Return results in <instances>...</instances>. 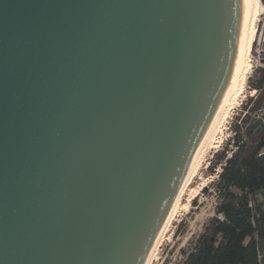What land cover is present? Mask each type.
Instances as JSON below:
<instances>
[{"label":"water","instance_id":"obj_1","mask_svg":"<svg viewBox=\"0 0 264 264\" xmlns=\"http://www.w3.org/2000/svg\"><path fill=\"white\" fill-rule=\"evenodd\" d=\"M240 17L241 0H0V264L145 263Z\"/></svg>","mask_w":264,"mask_h":264},{"label":"trees","instance_id":"obj_2","mask_svg":"<svg viewBox=\"0 0 264 264\" xmlns=\"http://www.w3.org/2000/svg\"><path fill=\"white\" fill-rule=\"evenodd\" d=\"M216 161L218 205L182 264H264V70ZM228 152H230L229 156Z\"/></svg>","mask_w":264,"mask_h":264},{"label":"rangeland","instance_id":"obj_3","mask_svg":"<svg viewBox=\"0 0 264 264\" xmlns=\"http://www.w3.org/2000/svg\"><path fill=\"white\" fill-rule=\"evenodd\" d=\"M259 1V0H258ZM260 3V2H259ZM264 22V13L259 11L258 2H253L250 29L246 49V66L240 84V96L231 101L225 116L212 133L210 143L199 160L195 174L180 193L174 209L163 229L147 264H182L187 254L193 250L196 241L209 221L215 217L218 198L214 185L218 180L220 167L216 166L218 156L229 145L233 136L235 119L242 115L243 107L255 96L251 84L257 78L254 43L260 23ZM215 147V148H213ZM230 152H228L229 156Z\"/></svg>","mask_w":264,"mask_h":264},{"label":"bare ground","instance_id":"obj_4","mask_svg":"<svg viewBox=\"0 0 264 264\" xmlns=\"http://www.w3.org/2000/svg\"><path fill=\"white\" fill-rule=\"evenodd\" d=\"M256 1L259 4V11L261 13H264V6L259 3L260 1L258 0H241V17H240V48H239V53H238V58L236 61V65L234 68V72L230 81V85L229 88L227 90L226 96L224 98V101L222 103V106L219 110V113L212 125V127L203 135L202 140L192 158V161L189 165V168L185 174L184 180L181 184V187L178 191V193L176 194V196L174 197L170 208L168 210V213L166 215V218L163 222V225L156 237V240L154 241V244L152 245L148 256L146 258V261L144 264H147L150 255L152 253V251L154 250V247L163 231V229L165 228L168 220L170 219L171 213L174 209V206L176 204V201L180 195V193L182 192V190L185 188V186L188 184V182L190 181L193 173L196 170V167H198V163L199 160L201 159L203 153L205 152V149L207 147V145L210 143V139L212 136V133L214 132L215 128L217 125H219V123L221 122V120L223 119V117L225 116V111L227 109L228 106L231 105V101L232 100H236L237 98H239L240 96V84H241V79L243 76V71L244 68L246 66V49H247V41H248V31L250 29V20H251V16H252V10H253V2ZM215 148V147H213ZM195 174V173H194Z\"/></svg>","mask_w":264,"mask_h":264},{"label":"built area","instance_id":"obj_5","mask_svg":"<svg viewBox=\"0 0 264 264\" xmlns=\"http://www.w3.org/2000/svg\"><path fill=\"white\" fill-rule=\"evenodd\" d=\"M264 22L260 23L257 33L256 42L254 43L255 55L257 58L256 69L264 70ZM255 93V91H254ZM261 154L264 155V147L261 149Z\"/></svg>","mask_w":264,"mask_h":264}]
</instances>
